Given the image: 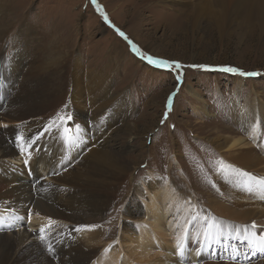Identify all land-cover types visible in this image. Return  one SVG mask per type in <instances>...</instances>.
<instances>
[{"label":"rangeland","instance_id":"obj_1","mask_svg":"<svg viewBox=\"0 0 264 264\" xmlns=\"http://www.w3.org/2000/svg\"><path fill=\"white\" fill-rule=\"evenodd\" d=\"M238 2L230 0L225 4L227 22L220 28L214 15L218 7L209 5L204 10L200 4L195 11L196 3L192 0H173V3L165 0L161 3L151 0H96L107 21L92 0H0V110L12 98L42 96L41 92L33 91L41 84L38 76L49 74L52 71L49 67L57 65L63 57L80 96H90L96 91L118 99L104 105L109 109L102 115L104 124L98 132L94 130L95 123L88 119L89 103L82 104L85 118L71 121L72 129L79 125L80 131L76 142L68 144L65 151L77 147L83 152L85 144L104 141L106 151L115 159L116 164L109 166L116 174L110 180L111 183L116 180L111 202L100 217L85 211L80 212V216L102 225L98 233L99 237L103 235L101 244L112 242L118 249L122 248L120 261L125 260L130 245L135 247L136 224L142 221L143 227L147 225L149 235L156 237L150 240L151 244L144 242V258L141 257L140 262L134 260L135 264L148 261L153 264L154 258L161 257L174 260L176 264H245L246 261H254L249 257L254 252L250 251L248 242L238 239V236L234 239L221 237L216 250L211 247L209 252L206 250L202 256L197 255L199 224L190 227L183 257L174 254L175 258L172 249L162 247V239H170L168 242H171V237L178 232L183 235L191 215L198 213L203 217L206 210L223 220L248 223V226L253 224L250 221L252 217L244 222L217 209L218 203L231 209L236 206L229 200L231 192L223 198L215 181L230 173L220 170V162L225 166L230 164L232 168L235 163L226 158L228 152L224 151L225 148L219 150L212 142L217 136L242 138L236 151L255 152L264 158L263 117H258L260 128L252 134V130H244L237 123L233 109L234 105L238 110L242 107L250 113L254 107L255 111L264 109V38L260 36L261 25L254 12L250 15L251 21L239 19ZM117 29L124 36L119 35ZM129 41L139 49V54L132 50ZM37 45L52 46V59H48L45 47L37 50ZM143 56L168 61L171 67H156ZM172 62H179L181 67L176 68ZM189 65H207L211 69L230 66L261 75L243 77ZM83 72L102 77L100 83L108 87L94 90L92 86L93 90H88L89 78ZM59 73L52 71L47 82H52ZM177 76H180L179 80ZM19 85L23 87L18 89ZM253 102L260 107L257 109ZM253 115L254 112L249 119ZM106 127L109 135L103 131ZM3 128L0 124V130ZM57 139L61 137L57 136ZM11 162L28 171L24 166L29 164V160L23 154H18L17 159L13 158ZM39 172L41 180L50 181L45 172ZM88 173H94L93 168ZM258 175L264 176V171ZM149 178H154L161 190L168 185L177 191L180 198V206L177 205L180 208H170L162 216L165 230L170 234L164 238L161 236V239H157L156 228L151 227L153 220L147 218L144 208L150 189L147 184L142 186ZM91 193L96 195L94 189ZM103 195L102 189L98 188L97 197ZM262 195L252 199L264 202ZM252 199H246L245 203L253 205L256 200ZM162 200L159 203L165 202ZM188 200H193L194 209L184 205ZM88 201L90 199H83V202ZM239 209L234 212L241 215ZM201 210H204L203 215ZM22 218L0 216V233L12 238L16 232L26 228L29 232H37L40 237L42 224L30 216ZM125 224H128L126 230L131 235L130 239L122 231ZM255 225L256 232L264 235L263 219ZM54 231L56 229L52 226L45 236ZM82 232L80 236L83 237L89 234ZM45 244L48 246L49 242ZM4 245L0 236V250ZM243 254H248V259ZM217 255L220 259L216 258ZM32 262L34 259L30 258L28 263L40 264Z\"/></svg>","mask_w":264,"mask_h":264},{"label":"bare ground","instance_id":"obj_2","mask_svg":"<svg viewBox=\"0 0 264 264\" xmlns=\"http://www.w3.org/2000/svg\"><path fill=\"white\" fill-rule=\"evenodd\" d=\"M151 1L163 2V0ZM165 1L173 3V0ZM208 1L199 2L198 0H192V2L196 3L195 11L200 8V4L204 10L209 5L218 7V10L214 11V15L220 25L219 27L222 28L227 22L224 6L230 0ZM239 1L236 5L240 12L238 18L249 19L251 21L250 15L253 12L256 13L261 25L260 36L263 39L264 0ZM242 12H244V15ZM42 47L46 48L48 59H52L50 56L54 55L53 47L37 45L36 49L39 50ZM57 51H59V47ZM66 59L68 60L69 58L67 57ZM49 70L60 73L57 76L55 75L50 83L47 80L52 71L46 76H38L41 84L39 89L33 91L41 92L42 96L30 97L20 95L21 97L19 98L8 100L7 106L0 110V124L4 127L0 130V216L17 219L30 216L32 220L37 219V222L42 224V226L46 222L48 224L49 219H51L55 222L53 227H55L56 231L48 234L43 241L37 232H29L26 228L22 232H16V235L11 236L12 238H8L3 233H0L5 242L4 248L0 250V264H31L28 263L30 258L34 259L32 263L39 262L40 264H135L134 260L141 259L144 256L143 253H146L145 251L143 252L145 248H142L144 247V242L151 244L154 236L156 237L154 234L149 235L147 225L144 224L143 227L144 221L140 224L137 222L136 224L138 233L133 236V242L136 243H133L135 247L130 245V250L127 249L129 251L125 255V260L123 261L122 259L120 261V250L122 248L118 249L116 244L113 243L112 245V242L105 245L101 244L103 235L99 237L98 233L102 225L80 216V212L85 211L90 215L100 217L101 213L105 211V206L112 200V192L115 189L113 183L116 180L113 183L110 180L116 174L109 166L116 164V161L106 151V143L104 141L101 143H98V141L89 142L84 145L83 152L77 147L75 149L71 148L70 151H65L69 147L68 144H65L62 139H57V136L61 137L62 129L52 126L47 137L46 133L48 131H45V128L49 125V121L57 117L58 113H71L73 116L71 121L77 118L84 119L85 114L82 112L83 107L81 105L88 102V106H90L88 108V119H90V122L95 123L94 130L98 132L104 124L102 115L106 109H109V106L106 107L104 105L107 102L118 101V99H111L110 95H107L106 92L97 93L96 91H93L94 93H91L90 96H80L81 94L78 93V89L74 87V81L69 76L70 71H68L64 57L57 65L49 67ZM83 75H87L89 78L88 90L92 91L94 88L105 89L108 87V85L100 83L102 77L91 76L88 73ZM22 87L23 85L18 89ZM252 104L253 106L256 105L257 109L260 107L255 102ZM237 108H235V105L233 106L237 123L247 131L252 130V126L256 125L258 131L260 128L258 117H263L264 122V109L261 107L262 110L255 111L254 107L252 109L254 115L249 119L252 115L250 111L247 109L243 110L242 107L239 108V111ZM71 121L68 122L70 124L69 126L67 124L68 127L73 125ZM103 131L106 135H109L107 127ZM17 135H22L25 138V147L31 143V147H28L27 152L23 154V157L29 160V164L24 166L28 168V171L21 170V168L14 166L11 162L13 158L17 159L18 154H22L17 146ZM241 141L242 138L225 139L221 136L215 137V140L212 141L216 144L215 147L217 149L222 150L225 148L224 151L228 152L226 158L233 160L232 163H235L234 169L237 170L224 174L220 179H215L217 181L216 187L219 189L221 196L224 198L231 192L229 200L231 204L233 203L236 206L231 209L227 208V205L223 203H218L217 209L221 213L244 222H248L252 217L250 221L256 224L258 221L262 222V219L264 221V202L252 198L260 196L261 192L247 191L244 187L246 178L239 173L246 172L258 177V174L264 171V158L255 152H249L254 155H248L249 153H242L240 150L236 151V147L241 145ZM79 167L82 171H80ZM92 168L94 173H88ZM40 170L46 173L50 181L40 179ZM259 177L264 178V176ZM145 184L150 189L144 207L145 212L147 218L150 217L153 220L154 224L151 227L156 228L157 239H161V236L164 238L168 233L170 234V231L165 230V222L162 216L167 214L170 208L173 210V208L179 205L180 198L177 191H174L171 187L169 188L168 185L161 190L154 178L146 179V183L142 187ZM98 188L102 189L104 193L103 197H100L102 200L97 197ZM91 189H94L95 196L91 193ZM140 190L142 193L144 192L143 189ZM262 194L264 196V193ZM158 197L161 200L164 199L165 202L159 203L161 200ZM84 198L90 199V201L83 202ZM248 198L256 200V202L253 205L245 203V200ZM194 204L193 200H188L187 204L184 205L189 209H194ZM237 207H240L241 210ZM177 208L180 207L177 206L175 209ZM237 209L241 211V215L234 212ZM203 212L204 210H201V215H203ZM203 217H211L221 223L226 233L222 237L233 238L234 236H238V239H240L239 237L245 234L244 226H248V223L223 220L222 217L212 215L210 210H206ZM169 223L171 222L169 221ZM98 225L99 228L97 227ZM127 225H123L122 231L127 233V237L130 239L131 235L126 230ZM237 228L240 230L238 233L236 231ZM77 229L80 230L78 231ZM82 231L89 232L88 236H80ZM166 231L168 232L166 233ZM252 231L256 233L257 237L259 236L256 228L252 229ZM52 234L53 236H51ZM181 236L182 234L178 232L175 236L171 237V242H168L170 239H162V243L166 245V247L164 245L162 247L167 248V250L172 249L173 253H171L177 255V240ZM150 240L152 241L150 242ZM46 242H49L48 246L45 244ZM156 243L161 247L158 241ZM217 245V242L205 245V250L200 253V256L206 250L209 252V248L211 247L212 250H216ZM198 248H200V244H198L196 250ZM249 249L253 252L252 248L249 247ZM242 256L248 259V254H243ZM217 257L220 259L219 255ZM249 257L254 261H246L245 264H264V253H252V256ZM153 261V264H157V262L161 264H176L174 260H165L164 257L159 259L154 258ZM146 264H149V261ZM213 264L224 263L213 262Z\"/></svg>","mask_w":264,"mask_h":264},{"label":"snow or ice","instance_id":"obj_3","mask_svg":"<svg viewBox=\"0 0 264 264\" xmlns=\"http://www.w3.org/2000/svg\"><path fill=\"white\" fill-rule=\"evenodd\" d=\"M92 3L96 6L97 10L100 11L101 15L104 16L105 21H107V16L104 15L103 11L100 9V6L96 4V0H92ZM117 32L119 35L124 36L123 32H120L119 29H117ZM125 39H127L125 37ZM132 50L139 54V49L129 41ZM142 58L146 59L149 64H152L156 67H171V63L165 60L160 59H154L151 56H143ZM175 63L176 68H180L181 65L179 62H172ZM189 67H199L206 71H221L226 73H232V74H238L243 77H256L261 75V73L258 72H244L240 69L230 67V66H223L217 69H211L207 65H189ZM180 79V76H177V80ZM172 95H175L173 93ZM171 96L169 97L168 101V109H171ZM67 107V105H65ZM167 117V112L165 113V118ZM73 119V116L71 113H65V114H57V117L53 118L49 121V125L45 128V131H50L52 126H56L58 129H62L61 131V139L65 144H73L76 142L77 135L80 131L79 125L76 126L75 130H73L71 127L66 126L69 121ZM163 122V121H162ZM257 132V126H252V133L255 134ZM250 138H252L250 136ZM35 139V138H34ZM33 139V142H34ZM16 140L18 141V148L20 149L21 153L24 154L27 152V148L31 147V143L28 144L27 147H25V138L22 135H17ZM260 147V145H258ZM27 163V160L25 161ZM220 170L228 172L237 171L236 169L232 168V166H225L223 162H221ZM241 176L245 177V189L249 192L259 191L261 193H264V178L253 176L250 173L246 172H240ZM55 224L54 221L49 219V222L47 225L42 226L40 228V239L43 241L46 239L45 233L46 230L51 229V227ZM199 224V228L196 232V239L200 244V248L197 249L196 254L200 255L202 251L205 250V245H211L213 243H216L219 241V239L224 236L226 233L224 229L222 228V225L219 221L215 220L211 217H201L198 213L192 215L191 219L188 220L187 224L185 225L183 235L178 238L177 240V254L181 257H183L185 249H186V243L188 241L189 231L191 226H195ZM84 227H91V226H84ZM256 225L253 223L251 226H244V235L242 237H239L243 240H246L248 242V245L250 248L253 249L254 254L255 253H264V235H259L257 237L256 233L252 231V229H255ZM78 231L80 229H77ZM237 233L240 231L238 228L236 229ZM237 238V237H233Z\"/></svg>","mask_w":264,"mask_h":264}]
</instances>
